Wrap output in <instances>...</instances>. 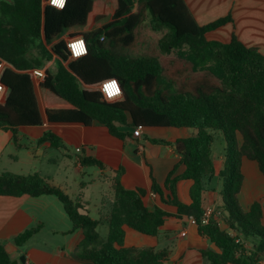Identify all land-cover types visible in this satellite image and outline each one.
I'll use <instances>...</instances> for the list:
<instances>
[{"label":"trees","instance_id":"1","mask_svg":"<svg viewBox=\"0 0 264 264\" xmlns=\"http://www.w3.org/2000/svg\"><path fill=\"white\" fill-rule=\"evenodd\" d=\"M232 21L228 16L201 26L185 0H68L63 9L45 6L44 0H0V64L5 61L10 65L1 77L9 94L0 103V129L12 131L17 142L20 127L44 124L30 71L56 58L57 73L47 69L40 83L42 90L63 100L62 104L45 105L50 123L93 126L98 122L120 139L128 136L120 127L197 131L176 143L180 164L186 167L184 173L177 175V165L163 187L153 179L152 189L161 195L164 189L169 192L178 217L196 219L201 235L219 250L203 252L211 264H260L264 258L263 205L255 203L245 211L239 196L244 185V159L256 162L264 175V55L246 46L236 34L229 43L207 39L208 33ZM148 23L156 32L167 30L159 41V53H140V45L146 42L142 32ZM68 33L84 37L86 56L71 59L64 39ZM32 48H39L43 56H30ZM173 51L178 54L175 60L164 56ZM111 78L119 80L123 95L108 102L99 85ZM212 131L221 132L226 142L221 172L213 158ZM44 143L67 149L53 131L44 134L39 144ZM85 164L104 167L93 158ZM217 174L223 180L225 208L221 217L231 232L222 229L213 217L202 223L206 181ZM122 175L123 171H118L113 179L107 237L99 232L100 220L82 213L84 206L79 201L38 173L1 174L0 195L59 198L73 229L84 233L78 250L83 260L93 264H168V250L125 247L126 226L157 236L168 213L159 208L150 210L144 202L147 190L126 189ZM182 180L193 181L190 204L178 198ZM40 229L26 230L15 243L23 246ZM13 262L0 243V264Z\"/></svg>","mask_w":264,"mask_h":264},{"label":"crops","instance_id":"2","mask_svg":"<svg viewBox=\"0 0 264 264\" xmlns=\"http://www.w3.org/2000/svg\"><path fill=\"white\" fill-rule=\"evenodd\" d=\"M46 1L44 0L45 6ZM185 1L201 26H206L221 18L232 17V22L207 34L209 41L229 43L236 34L246 46L255 47L264 55V0ZM69 38H71L70 33L64 36L66 41ZM2 63L5 64V68L0 70V80L5 69L10 67L7 62ZM57 63L56 58L45 61L41 70L45 74L47 69L57 73L59 69V63L58 65ZM33 79L44 112V124L20 127L17 142L14 141L12 131L0 129V175L3 173L16 175L38 173L67 194L68 182L71 178L68 182L66 180L65 183L56 184L57 171L51 168L45 169L47 165L57 164L56 158L46 157L55 148L47 143L39 144L47 131H53L67 146L65 150H55L63 153L68 159L71 158L72 152L77 154L76 170L80 174H88L83 170L84 167H97L86 165L85 160L87 159H96L104 165L103 168L98 167L97 179L90 177V181L82 182L79 195L76 198L71 197L84 206L82 213H87L92 217L90 209L92 195L94 189L103 184L101 210L97 209L98 218L92 217L101 221L99 229L106 230V233L99 230L102 236L107 237L109 234L106 221L113 204V201L107 198L106 193L111 191L114 194L113 179L115 173L122 170V184L126 189L143 188L147 190L144 198L147 207L150 210L159 208L168 213L157 236L145 235L126 226L125 247L153 248L156 251L168 250L170 253L168 264H211L204 258L203 252L210 249L219 251L216 246L201 235L198 224L191 223L188 217H178V208L169 202L167 190L164 189L161 195L152 189L153 179L163 187L168 175L177 165H179L177 175L184 173L186 167L180 164L181 156L177 152L176 143L195 135L197 131L189 128L153 127L146 128L143 136L136 138L133 128L120 127L122 132L128 134L125 139H120L113 136L106 126L98 122L93 126L78 123H50L45 112V105L62 104L63 100L51 92L42 90L41 81L35 77ZM8 94L6 87L5 100ZM211 133L214 135L215 131ZM155 140L162 142H154ZM225 149L226 142L221 150H217L214 138L212 153L218 172L224 169ZM24 155L30 163L34 164L32 167L34 169L19 171L21 173L14 172L12 169L14 163L22 162ZM23 161L26 160L23 159ZM242 171L244 185L239 196L240 205L243 210L248 211L253 204H262V224L264 225V175L258 164L249 159H244ZM52 173L55 175H51ZM65 173L67 175V171ZM206 183V190L203 192L205 214L212 212L211 217L218 220L221 228L231 232L228 223L221 217L225 208L222 198L223 180L217 174ZM192 186L193 181L190 180L179 182L178 198L181 202L191 203ZM40 226V231L23 246L15 243V238L21 233ZM184 231H186L185 236L182 235ZM83 240V231L73 229V224L59 198L50 195L39 197L0 195V243L5 245L13 261L18 260L20 264H93L78 256L79 246ZM245 245L250 248V244L245 243ZM22 257L25 258L24 263H21ZM262 260L264 262V258Z\"/></svg>","mask_w":264,"mask_h":264},{"label":"rangeland","instance_id":"3","mask_svg":"<svg viewBox=\"0 0 264 264\" xmlns=\"http://www.w3.org/2000/svg\"><path fill=\"white\" fill-rule=\"evenodd\" d=\"M107 21H104L101 24H104ZM142 33H143L142 36L145 37L146 42H145V44H143V46L140 45V53H150V54L159 53V41L161 38H163L166 35L167 30L156 32L153 29H151V27L149 26V23H148L147 27L145 28V30H143ZM29 55L30 56H43L42 51L39 48H32L29 52ZM164 56H168V57L172 58L173 60H175V58H177L178 54L176 51H173L170 55H164ZM57 65H58V63H57ZM54 66H56V64ZM214 138H215V148L217 150H221V148L225 146V141H224L222 133H220L219 131H215ZM24 156L25 157L22 158V162H20L18 164L14 163L13 168H12L14 172L18 173L19 171H28V169H31L34 166L33 163L29 162V159L26 157V155H24ZM46 157L47 158L48 157L56 158L57 164L47 165V168H45V169L51 168V169L57 171V174L55 176L56 184L65 183L66 180L68 182L69 179L71 178V181L68 182L69 187L67 188V194L70 197L76 198L79 195L78 193L81 190L80 188H81L82 182L90 181L91 180L90 177H92L93 179L98 178V175H99V174H97V172L99 170L98 167H84L83 170L88 173L86 175H82L79 173V171L76 170V166H77L76 164L78 162L77 161L78 155L75 154L74 152H72L71 158L68 159V158L64 157V154L61 153L60 151L52 149L50 154H47ZM23 159H25L26 161H23ZM32 169H34V168H32ZM42 169L44 171V168H42ZM65 171H67L68 176L66 175ZM19 173H21V172H19ZM51 175H55V174L52 173ZM102 185H100L99 188L94 189V194L92 195L93 200H92V202H90L91 203L90 209L92 212L91 214H92V217H94V218H98L97 217V209H100L101 204L103 203ZM106 194H107V198L111 199L114 202V194L111 191H108ZM99 230L102 233H106V230H104V228H100ZM260 264H264V262L260 263Z\"/></svg>","mask_w":264,"mask_h":264},{"label":"built area","instance_id":"4","mask_svg":"<svg viewBox=\"0 0 264 264\" xmlns=\"http://www.w3.org/2000/svg\"><path fill=\"white\" fill-rule=\"evenodd\" d=\"M68 0H48L47 5L53 6L58 9H63L66 5ZM67 46L71 54L72 60L80 59L87 55L88 47L87 42L82 36H76L71 37L67 41ZM5 68V64H0V70ZM30 73L33 75V77L37 78V80L42 81L44 80L46 74L41 69H34L31 70ZM115 85L114 88L110 89L109 85ZM99 90L102 92L104 99L108 102H113L115 100H118L123 95V89L121 86V83L116 78H111L103 81L99 85ZM5 93H6V86L2 83L0 80V103L4 102L5 100ZM134 136L136 138H140L144 134V128H134ZM80 151V149H78ZM212 212H208L205 214L202 223L206 224L209 222V219L211 217ZM190 222L193 224H197L196 219L194 217L189 218ZM183 236L186 235V231L182 233ZM240 242V240H238ZM263 263V260L261 261ZM28 264V263H26Z\"/></svg>","mask_w":264,"mask_h":264},{"label":"water","instance_id":"5","mask_svg":"<svg viewBox=\"0 0 264 264\" xmlns=\"http://www.w3.org/2000/svg\"><path fill=\"white\" fill-rule=\"evenodd\" d=\"M48 2V0L46 1V3ZM25 262V258L22 257L21 259V263H24ZM12 264H20V262L18 260L14 261Z\"/></svg>","mask_w":264,"mask_h":264},{"label":"clouds","instance_id":"6","mask_svg":"<svg viewBox=\"0 0 264 264\" xmlns=\"http://www.w3.org/2000/svg\"><path fill=\"white\" fill-rule=\"evenodd\" d=\"M115 87V85L113 84V85H109V88L110 89H112V88H114Z\"/></svg>","mask_w":264,"mask_h":264}]
</instances>
